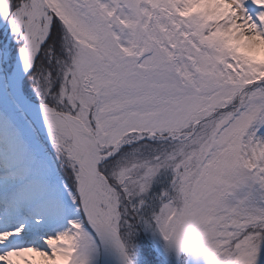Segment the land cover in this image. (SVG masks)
I'll list each match as a JSON object with an SVG mask.
<instances>
[{"label": "snow or ice", "instance_id": "6c2138e0", "mask_svg": "<svg viewBox=\"0 0 264 264\" xmlns=\"http://www.w3.org/2000/svg\"><path fill=\"white\" fill-rule=\"evenodd\" d=\"M0 264H264V0H0Z\"/></svg>", "mask_w": 264, "mask_h": 264}]
</instances>
